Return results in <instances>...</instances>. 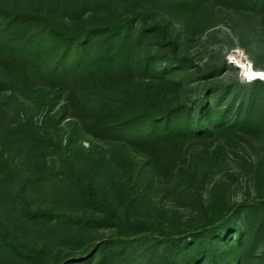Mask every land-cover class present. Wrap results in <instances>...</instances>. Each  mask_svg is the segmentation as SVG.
Masks as SVG:
<instances>
[{
	"label": "trees",
	"instance_id": "trees-1",
	"mask_svg": "<svg viewBox=\"0 0 264 264\" xmlns=\"http://www.w3.org/2000/svg\"><path fill=\"white\" fill-rule=\"evenodd\" d=\"M211 6L258 22L257 70L264 0H0V264H264V155L238 199L226 156L264 81L184 51Z\"/></svg>",
	"mask_w": 264,
	"mask_h": 264
},
{
	"label": "rangeland",
	"instance_id": "rangeland-1",
	"mask_svg": "<svg viewBox=\"0 0 264 264\" xmlns=\"http://www.w3.org/2000/svg\"><path fill=\"white\" fill-rule=\"evenodd\" d=\"M208 10L207 19L211 21L212 27L201 34H196L193 37V42L189 43L185 47L184 51L194 59V64L197 66H211L218 65L220 60L223 59L229 70L224 73V79L229 76L232 77L234 71L237 76L244 82H252L247 78L250 75V70L255 74L264 75V58L259 60L260 67L253 68L252 60L249 55L239 46L240 38H245L250 47H254L259 41V28L258 22L254 19L237 15L227 10L219 9L211 6ZM248 65L251 67L249 69ZM245 73V75H244ZM259 80V79H255ZM264 81V80H261ZM191 92H189L190 94ZM27 112L31 109L29 104H26ZM52 114L45 122H42V115L38 114L35 118L36 125L45 131L46 133L52 132L53 117ZM42 123V124H41ZM65 124L59 126V131H62ZM57 130V132H59ZM86 144V145H84ZM83 147L87 148L88 144L86 141L82 143ZM262 152L264 155V143L256 141H249V143L239 142L235 147L228 148L226 156L231 160L232 167L238 175H240L239 182L232 184L234 191L233 199H238L244 187L246 181L250 177L256 158L257 153ZM232 169V170H233ZM153 191V190H152ZM151 191V193H152ZM151 193L149 194L151 197ZM154 198V195L153 197ZM25 235L29 239H37L41 235L36 230H25Z\"/></svg>",
	"mask_w": 264,
	"mask_h": 264
},
{
	"label": "built area",
	"instance_id": "built-area-1",
	"mask_svg": "<svg viewBox=\"0 0 264 264\" xmlns=\"http://www.w3.org/2000/svg\"><path fill=\"white\" fill-rule=\"evenodd\" d=\"M249 69L251 68L249 65H248ZM245 75V73H244ZM246 76V75H245ZM247 78L251 79V80H255V79H259V80H264V75L258 73L257 75L255 76H247ZM86 145V144H84Z\"/></svg>",
	"mask_w": 264,
	"mask_h": 264
},
{
	"label": "bare ground",
	"instance_id": "bare-ground-1",
	"mask_svg": "<svg viewBox=\"0 0 264 264\" xmlns=\"http://www.w3.org/2000/svg\"><path fill=\"white\" fill-rule=\"evenodd\" d=\"M250 75H251V76H255V75H257V74L253 73V72L250 70Z\"/></svg>",
	"mask_w": 264,
	"mask_h": 264
}]
</instances>
